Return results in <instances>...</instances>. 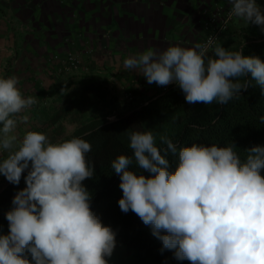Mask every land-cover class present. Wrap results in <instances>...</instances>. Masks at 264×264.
Instances as JSON below:
<instances>
[{"label": "clouds", "instance_id": "9594fccd", "mask_svg": "<svg viewBox=\"0 0 264 264\" xmlns=\"http://www.w3.org/2000/svg\"><path fill=\"white\" fill-rule=\"evenodd\" d=\"M229 2L232 16L264 33V8L257 0ZM212 43L209 38L191 48H149L123 65L142 73L148 84H177L188 104L238 99L252 86L240 78L250 77L264 91L259 56L220 45L208 56ZM17 85L16 77H0V152L8 153L0 159V175L19 185L27 170L26 187L5 213L9 231L0 234V264H109L116 232L92 211V194L83 184L95 174L86 160L91 143L79 137L52 143L36 131L20 139L15 130L28 116L19 114L37 101ZM125 132L133 155H119L111 163L123 193L119 208L151 228L162 242L161 253L172 251L190 264H264V146L245 149L248 155L241 160L234 143L178 148L161 136L166 147L158 148L151 131ZM169 154H178L174 169ZM134 162L139 173L130 170Z\"/></svg>", "mask_w": 264, "mask_h": 264}, {"label": "trees", "instance_id": "16d2710c", "mask_svg": "<svg viewBox=\"0 0 264 264\" xmlns=\"http://www.w3.org/2000/svg\"><path fill=\"white\" fill-rule=\"evenodd\" d=\"M262 4L264 6V1ZM244 32V36L236 32L231 35L234 43L230 47L222 46L230 51L243 48V55L259 56L264 61V33L256 25H249ZM212 55L211 50L208 56ZM240 82H248L252 86L242 90L238 99L233 98L224 105L216 102L188 104L179 86H174L132 109L117 111V97L109 96V83L99 75L91 74L73 85L65 81L55 82L49 94L54 103L32 110L30 117L37 121L36 131H46L52 143L73 137L91 143L92 150L86 154V160L89 165H94L95 174L83 181L92 194L91 209L103 225L116 232V244H123L135 263L190 264L188 260L175 259L172 251L161 253L162 242L152 235L151 228L132 211L124 213L120 210L118 201L123 193L119 187L120 178L114 173L111 163L119 155H133L125 132L127 129L151 131L158 148L166 147L161 143V136H167L178 148L194 143L219 147L234 143L237 146L234 151L241 160L246 159L248 153L245 149L264 146V122L261 120L264 117V91L250 77L240 78ZM111 116L115 118L109 120ZM64 122L74 124L65 134ZM166 158L174 169L178 164V154L175 157L169 154ZM130 170L141 171L135 162ZM142 174L151 175L146 171ZM26 175L27 170L22 174L19 185L7 181L0 191V234L9 231L5 213L11 209L15 194L26 187Z\"/></svg>", "mask_w": 264, "mask_h": 264}, {"label": "crops", "instance_id": "0c3cea01", "mask_svg": "<svg viewBox=\"0 0 264 264\" xmlns=\"http://www.w3.org/2000/svg\"><path fill=\"white\" fill-rule=\"evenodd\" d=\"M219 5L231 4L229 0H0V77H16L21 93L35 97L37 103L19 115L53 104L49 94L55 82L73 85L91 74L101 75L106 83L113 82L108 78L112 76L129 90H138L139 97L144 92L147 101L178 85L148 84L142 73L126 69L123 61L149 48L159 52L169 46L194 47L204 36L207 14ZM68 53L78 56L79 69L73 73L53 69L52 58ZM21 126L18 122L15 131L24 130ZM7 154L0 152V159ZM0 180H6L1 191L7 179L0 175ZM107 259L109 264H137L121 243Z\"/></svg>", "mask_w": 264, "mask_h": 264}, {"label": "rangeland", "instance_id": "374dc122", "mask_svg": "<svg viewBox=\"0 0 264 264\" xmlns=\"http://www.w3.org/2000/svg\"><path fill=\"white\" fill-rule=\"evenodd\" d=\"M263 1L264 0H257V3L262 8H264V6L262 4ZM249 25L250 24H248L247 22L243 21L242 19H239V18L236 19V22L229 29V31L226 32V34L224 35L222 40L219 42V45L220 46L225 45L227 47H230L234 43V38L231 35L236 32L239 35L242 34L244 36L245 35L244 31L247 29V27ZM99 76L101 77V75H99ZM105 78H107V77L105 76ZM108 78L113 80L112 83L108 84L109 85V90H110L109 96L117 97V101H116V105H115V107L117 108V111H127L129 109H132L134 106L140 105V104L145 102L146 97H144V96H146V94L144 92H142V95L139 97L138 90H129L123 84L118 83V81L116 79L112 78V76H109ZM30 113H31V111L26 114L28 116V121L26 123H24V126H23V123H21L22 124L21 128H23L24 130H22L20 132L16 131V134L18 135V137L20 139L23 138L25 132H27V131H36V128H37L38 124H37V121L34 118L30 117L31 116ZM111 117L115 118V116H111ZM63 126L65 128V132H63V134H65V133L71 131V129L74 127V124H72L70 122H64ZM44 134H46L48 136V133L46 131L44 132ZM5 181L6 180H0V187H1L2 184L5 183Z\"/></svg>", "mask_w": 264, "mask_h": 264}, {"label": "built area", "instance_id": "2783aa9c", "mask_svg": "<svg viewBox=\"0 0 264 264\" xmlns=\"http://www.w3.org/2000/svg\"><path fill=\"white\" fill-rule=\"evenodd\" d=\"M231 5H219L215 10L207 14L204 21V36L200 40V44L208 42L209 38L213 39V43L209 52L214 49L220 42L224 33L229 29L236 17L231 14ZM51 63L56 71L73 73L79 69V59L74 53H68L64 56L52 58Z\"/></svg>", "mask_w": 264, "mask_h": 264}]
</instances>
